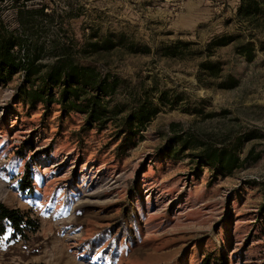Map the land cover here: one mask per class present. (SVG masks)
Returning <instances> with one entry per match:
<instances>
[{
	"label": "rangeland",
	"instance_id": "obj_1",
	"mask_svg": "<svg viewBox=\"0 0 264 264\" xmlns=\"http://www.w3.org/2000/svg\"><path fill=\"white\" fill-rule=\"evenodd\" d=\"M261 1L249 21L237 16L241 0H0L11 25L17 8L51 14V22L36 21L46 62L55 33L76 51L121 36L109 51L79 54L80 62L124 80L111 104L149 98L159 106L118 153L116 119L86 127L82 114H61L57 104L46 112L23 104L15 95L20 75L0 84V201L38 224L25 237L0 236V264H202L205 257L264 264ZM223 36L231 42L207 49ZM247 42L251 59L238 52ZM187 131L233 147L240 141L241 158L251 151L246 166L214 178L208 168L193 170L187 152L160 154L172 133ZM27 159L33 190L21 192Z\"/></svg>",
	"mask_w": 264,
	"mask_h": 264
},
{
	"label": "trees",
	"instance_id": "obj_2",
	"mask_svg": "<svg viewBox=\"0 0 264 264\" xmlns=\"http://www.w3.org/2000/svg\"><path fill=\"white\" fill-rule=\"evenodd\" d=\"M261 0H241L237 16L253 20L262 10ZM14 24H8L0 10V84L6 85L20 75L15 95L25 105L34 107L40 104L44 112L49 111L52 104H57L61 114L78 112L84 117L86 127L95 126L102 129L110 120L114 123L115 136L118 143L115 151L125 152L134 145V137L144 130L146 124L159 112V106L149 98L133 101V104L115 102V95L121 89L124 80L112 74H103L95 64H82L80 55L93 56L111 50L120 43L108 37L103 40L89 41L86 47L75 50L74 45L59 41L57 33L49 41L52 57L43 61L42 51L45 43L35 36L36 21H50L51 14L43 6L34 11L15 10ZM51 22V21H50ZM232 37L223 36L208 45L224 46L230 43ZM135 52V46L130 44ZM144 48H149L145 46ZM253 43H242L238 52L251 59ZM201 68L214 74V65L202 62ZM47 113H43L45 115ZM175 124H172L171 128ZM254 137L252 131L245 136L246 140ZM240 141L233 147L227 142H212L191 132L172 133L162 146V156L174 157L177 153L187 152L194 163L193 170L208 168L212 176L224 177L235 169L246 166L247 158L237 153ZM30 161L25 162L24 173L18 183L21 192H32L33 184L30 175ZM126 217L125 211L123 212ZM37 222L17 208L6 206L0 201V236L8 233L10 240L25 237L28 231L37 229ZM103 234L93 238L88 245L95 249L101 242ZM103 250V249H102ZM100 250V251H102ZM205 257L202 264H209ZM37 264V263H32ZM216 264H226L219 258Z\"/></svg>",
	"mask_w": 264,
	"mask_h": 264
}]
</instances>
